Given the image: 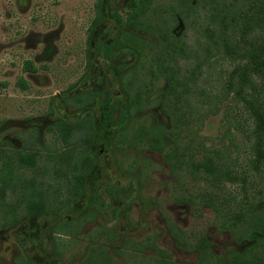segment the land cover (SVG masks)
Instances as JSON below:
<instances>
[{
  "label": "rangeland",
  "instance_id": "rangeland-1",
  "mask_svg": "<svg viewBox=\"0 0 264 264\" xmlns=\"http://www.w3.org/2000/svg\"><path fill=\"white\" fill-rule=\"evenodd\" d=\"M140 5L141 0H0V204L25 212L26 201L34 194L52 210L63 207L59 214L36 215L13 229L0 230L4 264L20 256L29 264H81L95 244L108 247L113 264H124L116 250L126 239L139 241L156 233L159 247L177 263L197 264L198 253L179 249L170 237L166 216L193 240L211 241L218 255L242 249L230 233L221 230L212 209L195 210L190 203L176 201H197L199 193L215 191L200 176L179 173L176 179L161 152L112 142V135L128 120L121 75L137 59L132 51L117 47L115 37L120 28H128V14ZM200 26L196 21L187 31L190 46H195ZM27 62L35 72L27 70ZM231 63L221 59L211 70L203 68L200 86L208 93L222 94V71L228 73ZM22 78L26 88L18 85ZM158 86L164 88L166 81L160 79ZM84 94L91 97L87 106L71 104L72 98ZM110 109L114 120L104 130V112ZM137 115V125L150 124L154 117L168 121L151 106ZM59 122H84V126L67 142ZM91 125L96 133L89 153L95 163L83 190V180L73 171L79 175L88 170L77 163L88 147ZM251 129L242 105L228 97L205 120L197 140L208 148L226 146L239 173L248 176L249 196L256 197L259 191L264 193V161L258 169L249 163ZM107 134H111L108 140ZM189 147L196 152L199 148L196 143ZM200 152H194L196 159L204 156ZM30 154L35 156L33 166L22 164L20 156ZM238 191L240 187L227 183L221 192ZM82 219L86 221L80 235L53 233L55 224ZM98 228L114 231L116 238L91 240ZM152 255L145 250L135 264Z\"/></svg>",
  "mask_w": 264,
  "mask_h": 264
},
{
  "label": "trees",
  "instance_id": "trees-1",
  "mask_svg": "<svg viewBox=\"0 0 264 264\" xmlns=\"http://www.w3.org/2000/svg\"><path fill=\"white\" fill-rule=\"evenodd\" d=\"M196 21H199L201 30L195 46H190L185 38ZM127 27L119 29L115 43L119 48L132 51L137 59L121 75L128 120L112 135V142L159 151L176 179H180L179 173L200 176L215 189L214 192L199 193L197 201L191 198L176 201L190 203L195 210L199 206L212 209L221 230L230 233L234 243L242 249L232 248L225 255H218L211 241L206 238L193 240L166 216L170 237L179 249L197 252V264H264V193L259 191L256 197L249 196L248 176L245 172L239 173L238 165L228 156L226 146L208 148L197 140L205 120L218 111L220 102L231 97L235 104L242 105L252 123V129L247 133L253 154L249 163L258 169L264 161V0H141V5L128 14ZM221 59L232 61L233 67L228 73L222 71L223 93H208L205 86H200L201 70H211ZM26 68L30 72L36 71L31 62L26 63ZM160 79L166 81L164 88L158 86ZM18 85L27 87L23 78ZM156 91L159 94L154 96ZM89 101L91 97L88 94L70 100L71 104L80 107L87 106ZM149 106L159 109L168 121L154 117L150 124L137 125L138 112ZM104 116L106 130L113 123L114 110H106ZM83 123L59 122L57 127L65 141L71 142L72 136L83 128ZM95 133V126L91 125L86 139L88 147L81 152L77 163H81L80 167L87 166L88 170L79 175L73 171L77 178L83 180V190L89 170L95 163L89 153ZM110 136L107 134V140ZM185 139L189 145H198L197 152L204 154L201 159L194 157V152H197L190 149ZM19 159L29 166L35 163L32 154ZM227 183L240 187V192L222 195ZM113 194L116 197L117 192ZM62 210L63 207L56 210L46 207L34 194L27 199L25 212L1 203L0 230L13 229L36 215L59 214ZM85 221L60 222L55 224L53 233L80 235ZM102 236L110 240L116 238L114 231L105 228L92 231L89 238L96 241ZM158 238L157 233L139 241L129 238L116 252L124 264H135L136 257L145 250H151L153 255L144 263L137 261L138 264H179L171 253L159 247ZM0 264H4L1 256ZM12 264L29 262L20 256ZM81 264L113 262L108 247L95 244Z\"/></svg>",
  "mask_w": 264,
  "mask_h": 264
}]
</instances>
